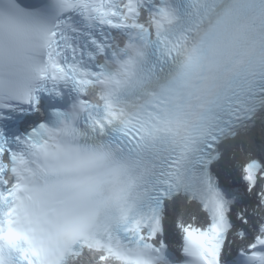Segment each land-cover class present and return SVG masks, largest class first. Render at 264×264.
<instances>
[{"label": "snow or ice", "instance_id": "snow-or-ice-1", "mask_svg": "<svg viewBox=\"0 0 264 264\" xmlns=\"http://www.w3.org/2000/svg\"><path fill=\"white\" fill-rule=\"evenodd\" d=\"M92 261L264 264V0H0V264Z\"/></svg>", "mask_w": 264, "mask_h": 264}]
</instances>
